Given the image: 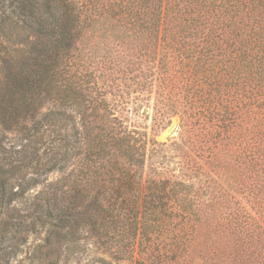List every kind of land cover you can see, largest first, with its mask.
<instances>
[{"label":"trees","instance_id":"obj_1","mask_svg":"<svg viewBox=\"0 0 264 264\" xmlns=\"http://www.w3.org/2000/svg\"><path fill=\"white\" fill-rule=\"evenodd\" d=\"M145 107L178 119L171 164L128 125ZM23 231L39 264L82 240L264 264V0H0L1 238Z\"/></svg>","mask_w":264,"mask_h":264},{"label":"rangeland","instance_id":"obj_2","mask_svg":"<svg viewBox=\"0 0 264 264\" xmlns=\"http://www.w3.org/2000/svg\"><path fill=\"white\" fill-rule=\"evenodd\" d=\"M132 104L127 105V108H131ZM126 108V106H125ZM145 112V113H144ZM128 118V125H134L145 128L149 137L152 138L155 135V139L159 143L167 144L164 148L168 150V153L165 157L153 156L150 160L153 164L157 162H162L166 164L173 163L172 153L169 152L171 149V143L173 138L177 136L178 132V119H172L171 123H165L161 126L153 128V110L152 108L145 107L137 115H130L126 113ZM145 118H147L145 120ZM177 123V129L172 133V135H167V130L173 124ZM141 129V130H142ZM59 175L57 173L52 174L49 178V181L57 179ZM20 244L13 248V243L7 239L1 238L0 233V257L2 261L0 264H39L37 260V247L41 245L42 238L45 237V233L41 232L40 234H28V232L23 231L19 235ZM80 252L75 255L73 258H69L68 261L60 262V264H131L128 261H117L114 256L109 253L104 254L102 250H99V246L93 245L90 241H80ZM16 250V251H15ZM10 257L4 258L6 253H11ZM79 257V259H77Z\"/></svg>","mask_w":264,"mask_h":264},{"label":"water","instance_id":"obj_3","mask_svg":"<svg viewBox=\"0 0 264 264\" xmlns=\"http://www.w3.org/2000/svg\"><path fill=\"white\" fill-rule=\"evenodd\" d=\"M145 113V112H144ZM177 129V123H173L167 130V135H172V133Z\"/></svg>","mask_w":264,"mask_h":264}]
</instances>
